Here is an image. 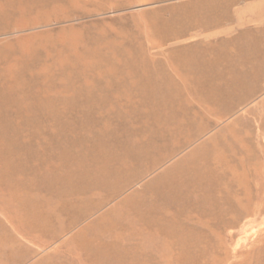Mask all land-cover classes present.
<instances>
[{"label":"rangeland","instance_id":"obj_1","mask_svg":"<svg viewBox=\"0 0 264 264\" xmlns=\"http://www.w3.org/2000/svg\"><path fill=\"white\" fill-rule=\"evenodd\" d=\"M247 1L0 0V264H264Z\"/></svg>","mask_w":264,"mask_h":264},{"label":"crops","instance_id":"obj_2","mask_svg":"<svg viewBox=\"0 0 264 264\" xmlns=\"http://www.w3.org/2000/svg\"><path fill=\"white\" fill-rule=\"evenodd\" d=\"M234 26H264V0H249L239 7ZM232 28L219 30L217 35L227 33Z\"/></svg>","mask_w":264,"mask_h":264}]
</instances>
